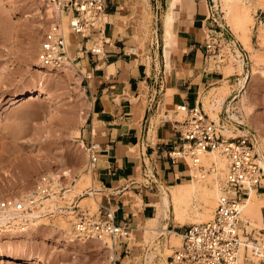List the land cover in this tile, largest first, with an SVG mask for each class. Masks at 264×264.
<instances>
[{"label": "rangeland", "instance_id": "374dc122", "mask_svg": "<svg viewBox=\"0 0 264 264\" xmlns=\"http://www.w3.org/2000/svg\"><path fill=\"white\" fill-rule=\"evenodd\" d=\"M256 1L249 9V19H252V22L249 20L250 23L246 20L242 22L244 19L240 16L239 9L228 13L216 1L211 2L214 13L209 20L211 29L221 36L225 57L217 66L220 58L210 53L208 67L210 70L217 68L224 79L219 83L221 85L218 90L208 93L204 100L206 104L213 103L216 98H222L223 101L234 90L235 97H230L223 109H218L219 121L209 117L224 126L223 134L226 137L255 133L258 140L257 149L260 144L264 148V38L259 37V31L264 29V0ZM51 19L47 6L40 0H0V208L3 216L7 217V221L0 223V264H114L116 251L120 249L123 241L130 245L146 247L145 253L160 248L162 252L157 263L168 264L167 257L173 250L168 254L163 251L167 235L152 240L143 236L142 230H139L131 233L130 239H123L117 244L108 238L102 240L103 242L95 239L81 240L76 237L72 228L74 215L67 211L53 214L44 212L48 214L43 213L44 216L40 220L31 221L26 211L18 212L14 209L13 203L23 199L24 195H29L41 175L58 176V181L61 179L65 190L77 187L76 193L65 195L75 196L74 201L91 215L98 214L102 202L101 194L95 191L99 187L96 181L86 184L78 180L81 173L89 172L92 168L90 153L81 142L80 136L81 130L86 127L89 110V99L85 93L82 76L74 65L65 67L67 69H41L39 66L40 42ZM145 19L148 25L143 36L136 38L140 46L139 54L146 51L147 40L154 33L149 26L152 15L148 14ZM238 25L243 26L242 28L247 26L241 31ZM246 28L249 30L247 34L250 36L252 49L243 46ZM240 38L244 39L243 43ZM93 45L94 43H90L88 47ZM239 58L243 59L242 66L239 64ZM78 67L86 72L80 65ZM41 70L44 73H41ZM40 78L44 81V90L48 91L52 98L35 93L34 98L10 106L11 97L27 89L36 88ZM241 83H244L245 87ZM203 109L208 115L206 106ZM79 113H82L83 118L85 116L81 124H77ZM170 115L174 119L183 118L181 114L175 116L172 109ZM75 127L80 130L78 135L73 131ZM261 154L264 155V150ZM204 165L207 169L210 168L209 165ZM213 176L214 173L209 171L203 179L201 175L197 179H202L204 185L209 188H214L218 183L219 188L224 175H219L218 178ZM138 179L142 181L141 176ZM91 191L95 193L94 196H91ZM156 191L160 192L159 189ZM85 197L89 200L85 201ZM94 197H99L97 207L91 204ZM257 197L262 200L263 208L264 193H257ZM54 200L57 205L68 206L62 199L55 197ZM214 209H211L212 213ZM262 211L264 214V208ZM190 217L191 215L186 218H197L194 215L193 218ZM188 220L182 225L173 220L170 212L169 218L163 223H166L170 230L182 233L186 225L201 222ZM170 224L172 225L169 226ZM171 238L170 245H173V236ZM181 242L182 237L173 247H180ZM20 255L28 259H14ZM40 258L43 262L34 263Z\"/></svg>", "mask_w": 264, "mask_h": 264}, {"label": "crops", "instance_id": "0c3cea01", "mask_svg": "<svg viewBox=\"0 0 264 264\" xmlns=\"http://www.w3.org/2000/svg\"><path fill=\"white\" fill-rule=\"evenodd\" d=\"M212 1L181 0L173 11L174 34L166 48L164 16L171 0H109L102 32L94 33L88 43L99 45L101 52L79 60L91 75L84 81L89 110L80 136L84 147L97 145L91 174L99 186L95 190L101 194L100 210H114L116 224L127 225L130 235L156 214L161 185L191 181L186 164L169 157L181 144L170 111L177 116L176 106L183 103L199 102L205 108L204 97L218 90L224 79L217 68L209 69L206 58V43L216 31L209 21L214 16ZM148 14L154 33L139 54L136 38L143 36ZM155 33L157 49L151 47ZM71 39L75 44V37ZM233 92L223 99L221 109L235 97ZM219 119L217 111L216 122ZM146 175H153V183ZM144 250L123 241L114 264H144Z\"/></svg>", "mask_w": 264, "mask_h": 264}, {"label": "built area", "instance_id": "2783aa9c", "mask_svg": "<svg viewBox=\"0 0 264 264\" xmlns=\"http://www.w3.org/2000/svg\"><path fill=\"white\" fill-rule=\"evenodd\" d=\"M40 1L51 6L54 12L40 42V65L49 69L74 65L84 83L91 75L79 69V60L89 52H101L99 45L94 43L89 48L88 43L94 33L99 35L102 32L109 0ZM71 36L75 37V44ZM154 37L156 40L151 47L157 49L156 33ZM222 46L221 36L215 31L206 43V58L209 59L210 53L215 54V57L220 58L217 66L225 57ZM175 110L183 118L174 120L181 144L169 153L172 162H184L189 176L193 175V171L205 176L212 168H206L201 155L216 151L227 160V171L219 187L213 217L186 226L181 233V246L172 247L173 253L168 256V264H264V219L258 231L249 230L241 219V204L250 192L254 189L257 193H264V167L256 151V134L248 132L237 137H226L223 134L224 126L210 119L199 102L183 103L177 105ZM87 150L90 153V165L94 166L97 145L91 144ZM146 177L149 183H153V175ZM60 180L41 175L33 191L25 199L13 203L14 209L18 212L31 210L42 199L52 196L64 199L65 188ZM72 205V228L77 238L101 241L108 238L114 244L130 238V228L116 224L114 210L106 207L100 210L99 206L98 214L91 215L77 201L73 200Z\"/></svg>", "mask_w": 264, "mask_h": 264}, {"label": "bare ground", "instance_id": "6f19581e", "mask_svg": "<svg viewBox=\"0 0 264 264\" xmlns=\"http://www.w3.org/2000/svg\"><path fill=\"white\" fill-rule=\"evenodd\" d=\"M171 1H172V3L170 5V10L168 11V13H166V16H164V18L166 17L164 19L165 20L164 21L165 22V24H164V28H165L164 37H165V42H166V48H168L171 45L170 41H172L173 34H174V32L172 30V23H173V18H174L173 17V11H174L175 7L177 5H179V3L181 2V0H171ZM214 1H216L217 4H220L221 7L225 8L228 11V13H231L233 11V9H239L240 11L236 10V12L239 11L241 13L240 16L242 17V19H244V20H242V22L245 20L247 22H249V20H250L249 19V17H250L249 16V9L251 6H253L255 4L256 0H214ZM46 6L48 8L49 17L52 18L54 15L53 9L49 5H46ZM233 12H235V11H233ZM237 16L239 17V15H237ZM251 20H250V22H252ZM245 24H247V23L245 22ZM240 26L238 25L239 29L241 28L240 30L243 31V29L247 25L244 26V28H242L243 26L242 27H240ZM234 29H236V28L234 27ZM244 31H246V32H244L246 34V37L244 34H242V35H244L245 42H244L243 38L242 39L240 38L241 40H243L242 43L244 42L243 46H244V48L246 47L247 49H252L251 39H250L249 34H247V32H249V30H247V28H246ZM259 32H260L259 37L264 38V35H263L264 29H262ZM242 35H241V37H243ZM238 37H240V36H238ZM239 59H240L239 64H240V66H242L243 65V59H241V58H239ZM39 66L41 69L44 68L43 66L40 65V63H39ZM65 69H67V68H65ZM168 70H169V67H168ZM40 72L44 73V71H42V70ZM42 78H40L39 81L37 80L38 82L36 83V85H37L36 88L27 89L25 91H22L17 96L11 97L10 98V106L17 104L18 102L28 101V100L34 98L35 93H39V95H41V96L45 95V98H52L51 94L48 91L44 90V81L42 80ZM241 85L243 87H245L244 83H241ZM221 105H222V98H216L213 103L208 102L206 104L208 116L217 119V111L221 107ZM81 115H82V113H79V115L77 117V120L79 121V122H77V124L85 120L84 119L85 116L83 118V116H81ZM233 115H234V117H237L236 114H233ZM73 131L78 135L80 130L78 127H75V129H73ZM237 136H234V137H237ZM228 137H230V136H228ZM256 150L260 153L259 161H260L261 166L264 167V155L261 154V152L264 150V148L260 144L257 146ZM201 161H202V163L209 165L212 168V172L214 173V176L216 178H218L219 175L225 176V173L227 171L226 170L227 160L220 153H218L216 151L204 152L201 155ZM198 176H200V175L197 172L193 171V175L190 176L191 181L189 183H178L177 185H172V186H168V187L161 185L159 188L160 192H158L159 193L158 200L154 204L156 209H157L156 214L154 215V217L148 218V220L144 226L142 225L143 226L142 227L143 236L145 235L149 239L155 240L156 238L167 235V237H168V239L166 240L167 243H164V245H163V251L165 250L167 252V254L169 251L173 250L172 247L174 246V244L175 245L178 244L180 241V238H181V233H179L180 231L179 232L174 231V229L170 230L168 225L166 223H163L164 220L169 218L170 212H172L173 220L181 223L182 225L184 224V222H186L189 219L186 217H189L190 215H191V217L193 215L197 217L194 220L189 219L192 222H200V221L203 222V221H207L213 217V213H212L211 209L216 207V200H217V197L219 194V188L217 186L218 183L217 184L215 183L216 185L214 188H209L206 185H204V181L202 180L205 176H201L202 179H197V178H199ZM52 178L58 181V176H52ZM211 179H210V181H211ZM78 180L80 182H84L86 184H90V182H94V180L92 178L91 171L86 172V173H81ZM218 180H217V182H219ZM207 183H209V181ZM76 188H74V187L68 188L63 193L64 199H62V202L67 203L68 206L57 205L56 203H54L55 197L52 196L48 199H42L36 208H32L31 210H26L27 217L29 218V220H31V219L32 220L33 219L40 220L44 216V214L46 215L48 213L53 214V213H61V212L67 211L69 214H74L72 204H73V200H74L75 196L70 197V196L65 195V194L76 193V191H77V190H75ZM90 193H91V196L92 195L94 196V194H95V193L93 194L92 191ZM25 197L26 196L24 195L23 199H25ZM88 197H85L84 200L85 199L89 200ZM98 198L99 197H97V198L94 197L93 198L94 200L92 199L93 201L90 199L93 203H91V202H89V203H91L97 207L99 205V199ZM262 204H263L262 200H260L257 197V193L253 189L250 192L249 197H246L245 201L241 204V219L243 220V224L246 227H248L250 229L251 228L252 229L253 228L259 229L263 225V219L264 218H263L262 209L264 207L262 208ZM44 212H48V213H44ZM185 218L187 220H185ZM189 220H188V222H189ZM5 221H7V217L3 216V212L0 209V223H4ZM171 236H173V239H174V243H173V241H171L173 243V245H170ZM171 240H172V238H171ZM106 247L110 249L109 246H106ZM109 249H108V251H111ZM159 249L158 250L155 249L153 251H147L144 255V264H158L157 260L158 259L160 260V255L162 252ZM113 257L114 256L112 255L111 258L113 259ZM14 259L24 260V259H28V258L25 257L24 255H20V256L15 257ZM39 262H43V259L40 258L39 260H36L34 263H39Z\"/></svg>", "mask_w": 264, "mask_h": 264}]
</instances>
